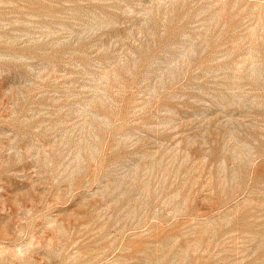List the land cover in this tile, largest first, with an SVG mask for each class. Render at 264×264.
<instances>
[{
	"label": "rangeland",
	"instance_id": "374dc122",
	"mask_svg": "<svg viewBox=\"0 0 264 264\" xmlns=\"http://www.w3.org/2000/svg\"><path fill=\"white\" fill-rule=\"evenodd\" d=\"M0 264H264V0H0Z\"/></svg>",
	"mask_w": 264,
	"mask_h": 264
}]
</instances>
